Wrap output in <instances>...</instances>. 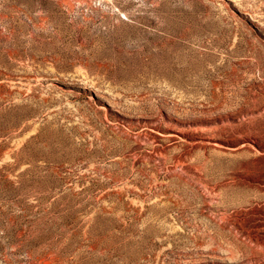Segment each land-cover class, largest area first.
Masks as SVG:
<instances>
[{"label":"rangeland","instance_id":"rangeland-1","mask_svg":"<svg viewBox=\"0 0 264 264\" xmlns=\"http://www.w3.org/2000/svg\"><path fill=\"white\" fill-rule=\"evenodd\" d=\"M0 264H264V0H0Z\"/></svg>","mask_w":264,"mask_h":264}]
</instances>
